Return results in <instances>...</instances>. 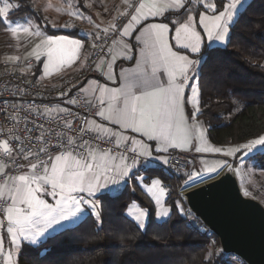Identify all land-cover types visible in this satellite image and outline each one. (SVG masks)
<instances>
[{"label": "snow or ice", "instance_id": "snow-or-ice-1", "mask_svg": "<svg viewBox=\"0 0 264 264\" xmlns=\"http://www.w3.org/2000/svg\"><path fill=\"white\" fill-rule=\"evenodd\" d=\"M124 2L128 11L122 13L120 27L115 23L110 25V29L103 30V36L98 31L91 43V48L97 49V60L111 53V48L106 51L105 45L110 39L112 44H116L117 36L125 49L122 54L124 60L133 61V47L138 51L134 66L121 68L118 73L113 69L116 57H112L111 63L107 65L106 79L115 83L118 75L121 83L118 87L98 84L92 90V97H95L96 103L88 96V89H83L84 106L94 109V115L99 116L102 122L96 124L95 128H86L81 124L73 129L68 119L72 117L69 109L45 108V112L63 114L61 117L63 127L48 134L55 137L54 143L52 139L44 138L43 125L37 129L35 124L32 128L25 125L28 135L23 139L13 128L8 130V138L0 140V217H3L0 219V231L6 229L10 237L6 264H18L22 242H26L30 247L39 248L48 239L54 238L56 226L62 227V222L79 219L86 208L99 219L100 213L97 210L99 204L96 200L98 194L102 197L118 198L122 192H114L113 188L126 186L133 170L139 168L148 170L156 164L168 165L169 149L190 144L194 131L198 132L201 140L200 146L195 148L198 153H223L226 157L234 158L240 153L238 159L241 164L245 162L246 157L251 156L254 159L258 154L264 155V135L221 149L207 144L203 139V132H199L196 123L191 125L188 123L185 103L192 101L186 100L185 90L190 89L192 96H197L200 67L207 64L214 49L212 43H208L207 49L202 53L205 38L196 29L193 16L186 13L182 14V19L165 16L166 11L184 9V0H152L150 5L144 2L130 3L129 0ZM220 3L223 10L217 15L199 17V24L203 26L209 42H225L229 36L230 26H234L233 18L237 16L238 8L242 6V0H228L226 4L220 0ZM202 6L216 11L215 4L208 3ZM20 7L21 4L15 0H0V23L5 25V30L14 38L19 32L30 37L42 36L39 28L33 30L30 22L20 24L8 19ZM188 11L191 9L186 10ZM149 17H164L168 22L153 23L149 21ZM173 29L176 50L168 39V33ZM133 32L137 33L134 37ZM82 47L79 39L46 36L28 55L35 56L36 60L45 55L47 63L43 64V69L47 74L50 66L59 69L64 64H71L78 59ZM193 55L198 58H190ZM7 59L14 61L20 58L12 56ZM94 63L96 70L103 76L105 74L103 66L95 61ZM190 81L196 87H191ZM77 103V99L68 100V104ZM199 113V107L193 104V118ZM12 119L19 123L18 117L13 116ZM103 121L119 125L120 131L106 127ZM65 129L68 132H75L76 135H69ZM128 130L140 133L147 141L155 144L124 136ZM34 131H40L41 134L33 138ZM86 137H91L97 145L112 144L113 138L117 137L123 138L124 143L121 144L119 139L115 140L117 154L114 155L112 148L105 150L103 147H93L90 139ZM226 168L229 171L238 170L232 168L226 160H222L218 167L201 168L187 174L185 187H196L198 184L214 180ZM137 179L143 181L144 178L138 176ZM160 184L161 181L156 179L146 190L151 194L152 189ZM164 193L165 189L161 187L159 195H153L157 205L161 204L160 196ZM245 195H249L247 190ZM44 197H51L54 203H49ZM177 206L180 214L184 215V209L179 205V201ZM128 214L139 227L145 226L143 218L146 213L143 210L134 213L129 208ZM158 215L163 219L169 216V211L165 209ZM4 253V238L0 236V254ZM37 255L40 253L37 252ZM213 255L214 253L209 252V259Z\"/></svg>", "mask_w": 264, "mask_h": 264}, {"label": "trees", "instance_id": "trees-1", "mask_svg": "<svg viewBox=\"0 0 264 264\" xmlns=\"http://www.w3.org/2000/svg\"><path fill=\"white\" fill-rule=\"evenodd\" d=\"M189 1L180 13L171 17L182 19V14H198L205 9L201 0ZM15 2L21 7L10 17L34 16L50 34L79 36L76 30H53L45 26L31 0ZM218 3L221 5L220 1ZM80 5H83L82 0ZM187 9L191 11L186 12ZM233 25L227 45L213 48L207 64H202L198 82V118L205 123L211 143L217 146L244 143L264 134V0H251ZM4 27L0 23V31ZM205 50L206 47L202 53ZM34 70L30 80L37 82L40 64ZM256 158L257 164L264 168V155L258 154ZM147 172L172 185L177 182L182 191L189 189L182 186L184 177H170L161 168ZM121 192L115 199L97 198L99 219L88 214L75 226L54 234V238L39 248L24 244L18 264H229L219 262L225 256L221 251L209 259L210 239L216 240L218 245L219 241L192 214L195 227L187 225L177 201L184 206V212L185 209L190 211L176 190L168 192L166 203L171 213L163 222L155 221L153 200L139 186L135 176ZM133 204L148 210L149 221L145 228L127 216Z\"/></svg>", "mask_w": 264, "mask_h": 264}, {"label": "rangeland", "instance_id": "rangeland-1", "mask_svg": "<svg viewBox=\"0 0 264 264\" xmlns=\"http://www.w3.org/2000/svg\"><path fill=\"white\" fill-rule=\"evenodd\" d=\"M80 1L81 0H31L32 5L36 10L35 13L38 16L39 15L41 16L43 22L45 23V26L47 25L51 27L53 30H76L79 33V36H70L67 34H50L45 29H43V27L39 24V22L34 16H27V17L19 16L15 18L9 16L8 18L9 20L18 22L20 24H25L27 22H30V24L33 26V30H35V28L38 27L41 33H43V35L42 36L33 35L30 37L23 32H19L17 36L14 38L11 36V34L8 31L5 30L4 27V29L0 31V63L6 64L8 69H11L18 73H22L29 78H31L32 75L35 74L34 69L38 64H40L39 83H41L42 85L55 84L56 82H59L63 78L66 79V77H70V75L73 74L76 67L81 63L80 57L85 51V46H86V43L84 41L85 37L88 41V46L89 45L91 46L92 40L89 34L90 30L92 26L101 25V21L103 18L101 11H104L108 14L112 12L114 13L115 12L114 7H116V5L115 6L113 5L120 4V2H123L124 0H82L83 5H80ZM110 3H112L113 5H110ZM49 4H51V7H49ZM81 6H83L84 8H81ZM57 9H59V11ZM70 12L72 13L71 15L69 14ZM76 13H79L80 15L78 16L76 15ZM46 36H54V37L66 36L70 40H76V39L81 40L83 47L79 50L78 53L79 58L76 59L71 64H64L59 69L50 66L48 73L45 74L43 69V64L47 63L46 56L42 55L40 57V60H36L35 56H29L28 54L30 52H33V50L35 49V45L40 43L41 39H43ZM229 38H226L225 42H222L221 44L222 47H225L227 45L228 43L227 41ZM12 56L19 57L20 59L14 61L7 59L8 57H12ZM30 60L35 62L34 67L32 66L27 67L28 65L26 64ZM193 102H195V104L200 109L199 92L196 96V100H193ZM205 128L207 131L206 125ZM206 137L208 139L207 142H211L208 138L207 132H206ZM209 144H213V143H209ZM236 145L238 144H233L228 146H217L213 144L212 146L221 149H227L229 147H233ZM210 154L214 156L200 159V163H199L200 168L218 167L220 161L226 160V158H230L232 160V163H229L227 160L226 161L228 162L229 165L232 166V168L238 169L234 172L237 174L244 195H245V191L247 190L249 195H245V196L256 199L264 205V168L260 167V165L257 164L256 161L257 155L255 156L254 159L251 156L246 157L245 162L241 164L238 159L241 155L240 153H237L236 158L226 157L223 155V153H210ZM196 171H199V169H195L193 167V171H191V173ZM181 177L186 178L187 175ZM159 180L161 181V184L157 186L158 191L156 192V195H159V187L161 188L163 183L161 179ZM182 186L185 188V185ZM188 188L192 189L190 187ZM167 195L168 192L165 191L164 195L160 196V200H161L160 205H157L152 197L155 208V221L157 222H163L167 220L170 216L171 211L166 203ZM129 208H131L134 213L137 210H143L146 213L145 217L143 218L145 225L143 228H145L149 221L148 210L142 208L138 204H133ZM129 208L127 210V216L135 222L133 217L128 214ZM165 209L169 211V216L162 219L158 214L162 213ZM97 210L99 211V208ZM88 213L95 215L92 211ZM0 264H6V261L2 262V260L0 259Z\"/></svg>", "mask_w": 264, "mask_h": 264}, {"label": "built area", "instance_id": "built-area-1", "mask_svg": "<svg viewBox=\"0 0 264 264\" xmlns=\"http://www.w3.org/2000/svg\"><path fill=\"white\" fill-rule=\"evenodd\" d=\"M141 2V0H132V3ZM122 18V15L118 16L115 19V24L117 27H120L119 20ZM127 21L125 20V23ZM102 28L96 29V33L99 31V34L103 36ZM119 42V37H115ZM116 44H112V40H108L105 45L106 51L108 48L113 47ZM97 49H95L91 59L89 60L85 70L68 79H64L57 86L48 87L42 86L36 82L30 80L29 77L22 73L15 72L11 69H8L6 64L0 63V140L8 138L7 133L9 129L15 128L17 130V135L23 139L27 136L25 131V125L28 128H32L35 124L36 128L39 129L40 125H43V132L45 134V139H52L53 143L55 142V137L48 135L50 132L59 131L60 127H63V121L61 117L62 113L56 112H45V108L56 109V108H67L69 109L72 117H69L72 128L75 129L77 125H83L86 128H92L90 126V120L95 116L94 109L85 107L83 104V98L85 96L84 92L81 89V84L84 83L87 79L94 76L96 70V63H99L106 59L110 54L102 56L97 60L96 56ZM28 66H34V61H29ZM65 93V95H61ZM69 99H77V104H68ZM93 103H96V99H92ZM39 113V114H38ZM16 116L19 119V123L16 120H13L12 117ZM78 117V118H73ZM68 132L67 129H65ZM40 131H34L32 133L33 138L40 135ZM69 135H76L75 132H68ZM90 139V142L93 144V147H103L105 150L108 148L113 149V154H117L115 149V139H113L112 144L97 143L94 140H91V137H86ZM39 144L36 145L38 147ZM35 147L33 151H35ZM170 163L168 165H162V170L168 174L170 177H181L187 175L193 171V165L190 160L179 153H172L168 156ZM229 163H232L230 158H226ZM26 163V162H25ZM11 171V169H9ZM187 178V177H186ZM162 188L165 191L170 192L171 190H176L177 194L180 197H183L184 192L179 187V184L175 182L173 185L163 181ZM185 217L187 220V225L190 227H195L193 220L191 218V213L187 212L185 209ZM3 218V217H2ZM4 223L7 221L5 219ZM213 257H215L220 251V246L217 241L210 239ZM220 263H229V264H245L239 257L236 255H225L222 259L219 260Z\"/></svg>", "mask_w": 264, "mask_h": 264}, {"label": "crops", "instance_id": "crops-1", "mask_svg": "<svg viewBox=\"0 0 264 264\" xmlns=\"http://www.w3.org/2000/svg\"><path fill=\"white\" fill-rule=\"evenodd\" d=\"M218 1H220V0H201L202 5H205V4H208V3L215 4L216 5V11L215 12L211 11L210 9L205 8V9L201 10L198 14H195V13H190L189 14V15H191V16H193L195 18L196 29L198 31H200L202 37L205 38V43L202 45V51H203V49L205 47L207 49L208 43H212L213 48L222 47V45H221L222 43L207 41L206 33L203 31V26L199 24V17L201 15H208V16L217 15L219 13V11L223 10V7L221 5H219ZM223 1H224V4H226L228 2V0H223ZM129 2L132 3V0H129ZM141 2H144V3L148 4V5H150L152 3V0H141ZM184 2H185V6H186L187 4H189L190 1L189 0H184ZM250 2H251V0H242V6H240L238 8V14H237V16H235L233 18V24L236 22V20H237L238 16L240 15V13L246 8V6ZM110 5H113V4L110 3ZM115 5H116V7H114L115 8V12L114 13L112 12V13L108 14V13H106L104 11H101V14H102L103 18H102V21H101V25H99V28H102V29L109 28L110 29V25L114 24L115 19L118 16L122 15V13L128 11L127 5L125 4L124 1L120 2V4H114L113 6H115ZM182 10L183 9L166 11L165 12V16H173L174 14L180 13ZM145 12H147V8L145 9ZM149 21L153 22V23H160V22L167 23L168 22V20L165 19L164 17H154V18L153 17H149ZM170 28H172L171 24H170ZM96 29H97V25L92 26V28L90 30V33H89L92 41L95 38ZM229 33H230V28H229ZM136 34H137L136 32H133V34H132L133 37ZM173 36H174V29L168 33V39H169V43L172 44L173 49L176 50L177 46L175 45V42L173 40ZM229 36L227 38H229ZM124 39L125 40H129V38H124ZM119 40H120V38H119ZM84 41L86 43V46H85V51L83 52V54L80 57L81 63L76 67V69L74 70L73 74L70 75V77H74V76L82 73L85 70L89 60L91 59V57H92V55H93V53L95 51V49L91 48L90 45L88 46V41H87L86 37H85ZM228 41H229V39H228ZM124 51H125V49L123 48V45L120 42H117L116 45L113 47V49L111 51V54L106 59H104L103 61L100 62V64L104 68L105 74L102 76V75H100V73L97 70H95L94 76L90 77L84 83L81 84L82 91L85 88L88 89V96L90 98L95 99V97H92V90L94 88H96L98 84L99 85L107 84V86H109V87H118L120 85L121 80H120L118 75L116 77L115 83H113L112 81H108L106 79V76H107V65L109 63H111V60H112L113 56L116 57L115 64L113 65V69H114V71L116 73H118L121 68H130V67L134 66V64L136 62V59L138 58L137 49L135 47H133V53L132 54H134V59L131 62L126 61V60L123 59V55L122 54L124 53ZM181 51L183 53V50H181ZM190 58L197 59L198 57L196 55H193ZM30 61H32V60H30ZM27 67H30V66H27ZM32 67H34V66H32ZM200 69H201V67H200ZM70 77H66V79L70 78ZM64 79L65 78H63L59 82H56L55 84H51V85H42L41 83H39V78H38L37 82H38V84H40L42 86L54 87V86H57ZM190 86L191 87H196L191 81H190ZM198 92H199V87L197 89V94H198ZM199 95H200V92H199ZM96 96L97 97L99 96L98 92L96 93ZM185 97H186V100L190 99L192 101V103H187V102L185 103V116L188 118V123L190 125L193 124V123H196L197 124V128L199 129V132H203V139L207 142L208 139L206 137V132L207 131H206V128H205V123L201 119L198 118V114L195 115L194 118H193V114H192L193 104H195V102H193V100H196V97L192 96V92H191L190 89H186L185 90ZM101 122H102L101 118L99 116L95 115L90 120V126L92 128H95L96 124H99ZM103 123L106 125V127L111 128L113 131H120V126L119 125H114V124H111V123H109L107 121H103ZM124 136L135 137L136 139L144 140L146 143H150V144H153V145L155 144V142L147 141L146 138L142 137L140 133H133L130 130L126 131L124 133ZM113 139H115V140L119 139L121 144L124 143V140L121 137H117V138H113ZM209 143H211V142H207L208 145H210V146L213 145V144H209ZM200 144H201V140H200L199 134H198V132L194 131L193 132V139H192V142L190 144L183 145L181 148H176V149L170 148L167 156H169L172 153H179V154H181L183 156H186L190 160V162L192 163V165H193V167L195 169H199L200 170L201 169L200 168V164H199L200 163V159L214 156V155H211L210 153H198V152H196L195 148L200 146ZM212 147H215V146H212ZM154 155H156V153H154ZM160 155H164V154H160ZM109 163H111L110 158H109ZM117 163H118V161H117ZM153 168H161L162 169V164H156L154 167H151L149 169H153ZM226 171H228L227 168L224 169V171H222L220 173V175L222 173L226 172ZM130 175H131V178L133 176H135L136 179H137L138 176L139 177H143L144 178L143 181L137 179V182H138L139 186L150 196L151 199H152L153 195H156V192L158 191V187L152 189V193L151 194L146 190L148 187H151L152 181L158 179L156 174H153V173L150 174V173L147 172V170H144L143 168H139V169L133 170V172ZM150 176H151V179H149ZM130 180H128L127 183H129ZM127 183H126V185H127ZM124 187H125L124 185H121L119 188L114 187L113 191L114 192H121ZM186 190H189V189H186ZM100 196L101 195L98 194L97 197H96V200H97L98 204H99V200L97 198L100 197ZM44 198H46L49 201V203H54V201L52 200L51 197H44ZM183 209H184V206H183ZM90 211L91 210L86 208L85 209V213L82 216H80L79 219H76V220H74L72 222H62V225H63L62 227L61 226H56V229H57L56 233L66 229V228H70V227L75 226L86 215H88L89 214L88 212H90ZM0 219H2V217H0ZM50 232H51V230H50ZM56 233H54V234H56ZM0 236H3V238H4V247H5V253L4 254H0V259L2 260V262H5L6 261V252H7V250L10 249V237L8 236V234L6 232V229L0 231ZM24 244H27V243L26 242H22V247H23ZM20 252H19V254H20ZM19 254H18V257H19Z\"/></svg>", "mask_w": 264, "mask_h": 264}, {"label": "water", "instance_id": "water-1", "mask_svg": "<svg viewBox=\"0 0 264 264\" xmlns=\"http://www.w3.org/2000/svg\"><path fill=\"white\" fill-rule=\"evenodd\" d=\"M183 200L218 239L224 255H236L245 264H264V205L244 195L234 171L187 190Z\"/></svg>", "mask_w": 264, "mask_h": 264}]
</instances>
